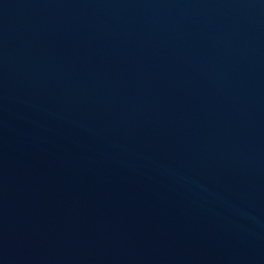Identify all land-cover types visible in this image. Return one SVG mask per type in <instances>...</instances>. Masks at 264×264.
Listing matches in <instances>:
<instances>
[{"label":"water","instance_id":"95a60500","mask_svg":"<svg viewBox=\"0 0 264 264\" xmlns=\"http://www.w3.org/2000/svg\"><path fill=\"white\" fill-rule=\"evenodd\" d=\"M0 264H264V0H0Z\"/></svg>","mask_w":264,"mask_h":264}]
</instances>
